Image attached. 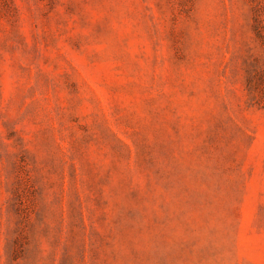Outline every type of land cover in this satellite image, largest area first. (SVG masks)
<instances>
[{
    "label": "rangeland",
    "instance_id": "rangeland-1",
    "mask_svg": "<svg viewBox=\"0 0 264 264\" xmlns=\"http://www.w3.org/2000/svg\"><path fill=\"white\" fill-rule=\"evenodd\" d=\"M0 264H264V0H0Z\"/></svg>",
    "mask_w": 264,
    "mask_h": 264
}]
</instances>
